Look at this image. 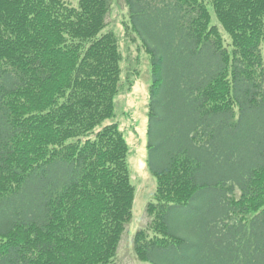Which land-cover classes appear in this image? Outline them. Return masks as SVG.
<instances>
[{"label": "trees", "instance_id": "trees-1", "mask_svg": "<svg viewBox=\"0 0 264 264\" xmlns=\"http://www.w3.org/2000/svg\"><path fill=\"white\" fill-rule=\"evenodd\" d=\"M76 1L0 0V264H117L133 218L130 147L107 123L112 0ZM126 1L157 179L137 257L264 264V0Z\"/></svg>", "mask_w": 264, "mask_h": 264}, {"label": "rangeland", "instance_id": "rangeland-1", "mask_svg": "<svg viewBox=\"0 0 264 264\" xmlns=\"http://www.w3.org/2000/svg\"><path fill=\"white\" fill-rule=\"evenodd\" d=\"M65 1L77 4L76 0ZM129 16L126 0H112L105 32L113 31L118 37L122 52V75L121 89L115 99L116 117L108 121L119 124L129 144V163L135 186L133 218L123 234L115 261L117 264H151L137 257L134 238L138 230L148 227L150 218L146 208L150 201H154L157 190V179L149 170L147 147L152 68L149 54L138 39L134 40L136 36L129 28ZM130 82L132 85L128 87ZM198 212L195 206L191 215Z\"/></svg>", "mask_w": 264, "mask_h": 264}]
</instances>
